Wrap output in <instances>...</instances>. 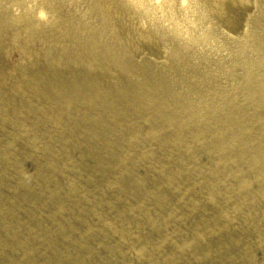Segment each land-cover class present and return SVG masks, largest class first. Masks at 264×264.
Masks as SVG:
<instances>
[{
    "label": "bare ground",
    "instance_id": "1",
    "mask_svg": "<svg viewBox=\"0 0 264 264\" xmlns=\"http://www.w3.org/2000/svg\"><path fill=\"white\" fill-rule=\"evenodd\" d=\"M0 264H264V0H0Z\"/></svg>",
    "mask_w": 264,
    "mask_h": 264
}]
</instances>
